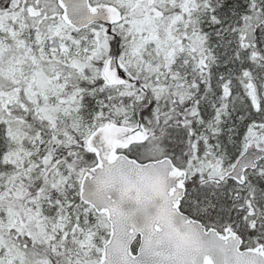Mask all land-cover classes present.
I'll return each instance as SVG.
<instances>
[{
  "label": "snow or ice",
  "instance_id": "obj_1",
  "mask_svg": "<svg viewBox=\"0 0 264 264\" xmlns=\"http://www.w3.org/2000/svg\"><path fill=\"white\" fill-rule=\"evenodd\" d=\"M0 264H264V0H0Z\"/></svg>",
  "mask_w": 264,
  "mask_h": 264
}]
</instances>
